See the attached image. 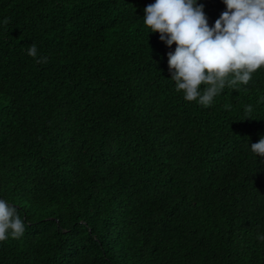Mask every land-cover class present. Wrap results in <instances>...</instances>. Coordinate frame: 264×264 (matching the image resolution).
<instances>
[{
	"label": "trees",
	"instance_id": "16d2710c",
	"mask_svg": "<svg viewBox=\"0 0 264 264\" xmlns=\"http://www.w3.org/2000/svg\"><path fill=\"white\" fill-rule=\"evenodd\" d=\"M152 3L0 0V264H264V69L186 101Z\"/></svg>",
	"mask_w": 264,
	"mask_h": 264
},
{
	"label": "clouds",
	"instance_id": "9594fccd",
	"mask_svg": "<svg viewBox=\"0 0 264 264\" xmlns=\"http://www.w3.org/2000/svg\"><path fill=\"white\" fill-rule=\"evenodd\" d=\"M226 10L210 26L203 4L197 0H155L145 8L144 25L158 32L167 46L176 45L168 53L169 71L177 92L188 102L204 107L225 88L238 90L248 85L255 73L264 69V0H223ZM5 24L7 20L4 21ZM27 54L38 57L32 44ZM47 64V57H39ZM252 106L245 109L252 117ZM257 157H264V137L251 145ZM25 222L17 208L0 199V243L9 238L20 239ZM257 239L264 242V234Z\"/></svg>",
	"mask_w": 264,
	"mask_h": 264
}]
</instances>
